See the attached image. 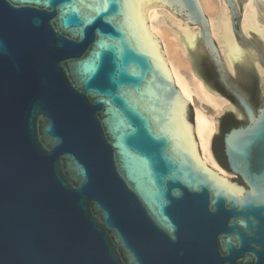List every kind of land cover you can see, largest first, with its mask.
Masks as SVG:
<instances>
[{
  "label": "water",
  "instance_id": "water-1",
  "mask_svg": "<svg viewBox=\"0 0 264 264\" xmlns=\"http://www.w3.org/2000/svg\"><path fill=\"white\" fill-rule=\"evenodd\" d=\"M226 1L234 73L199 0H0V264H264V40ZM152 5L201 27L185 50L237 101L213 134L225 167L222 118L245 120L223 136L235 178L200 162Z\"/></svg>",
  "mask_w": 264,
  "mask_h": 264
},
{
  "label": "bare ground",
  "instance_id": "bare-ground-1",
  "mask_svg": "<svg viewBox=\"0 0 264 264\" xmlns=\"http://www.w3.org/2000/svg\"><path fill=\"white\" fill-rule=\"evenodd\" d=\"M199 1L208 18L212 37L219 48L224 65L230 73H234L235 70L228 60V52H236L237 40L228 3L226 0ZM241 22L244 37H250L247 30L249 29L259 31L264 40V0H247L246 8L241 10ZM196 33L201 34L199 25H187L185 19L166 6L152 5L150 35L158 37L159 47L165 54L167 69L179 85L181 94L194 104L200 162L220 173L221 178H227L231 177V173L215 162L211 144L213 134L218 129L219 115L227 106L234 109L235 106L206 84L192 64L183 40L186 38L189 45L196 43ZM256 66L264 76V68Z\"/></svg>",
  "mask_w": 264,
  "mask_h": 264
},
{
  "label": "flooded vegetation",
  "instance_id": "flooded-vegetation-1",
  "mask_svg": "<svg viewBox=\"0 0 264 264\" xmlns=\"http://www.w3.org/2000/svg\"><path fill=\"white\" fill-rule=\"evenodd\" d=\"M209 62H210V67L212 68L213 73H214V83L209 82V80H208V79H207V78L201 73L202 76L208 81V83H210V84H212L214 87H216V88H217L220 92H222V94H224L228 99H230V100L234 101L235 103H237L236 99H235L231 94L228 93V91L226 90L225 86H224V85L222 84V82L220 81V79H219V77H218V74H217V72H216V70H215V67H214V65L212 64V62H211L210 60H209ZM245 78H246L245 80H246L247 82H249V83H253L256 92H259L258 83H257V80H256L255 76H254V75H250V76H245ZM250 99H251V96H250ZM251 101H252V99H251ZM253 103H254V102H253ZM254 104H255V103H254ZM228 116H231V122H230V124H229L228 126H224V120H225V118L228 117ZM244 122H245V120L238 119L234 113H232V112H228V113H226V116L222 118V121H221V124H220V126H221V133L217 135V137H216L217 141H222V142H223V136H224V133H225L226 131H228V130H230L232 127H234V126H238V125H240V124H242V123H244ZM217 141L215 142L216 145H217ZM223 145H224V143H223ZM217 155H218V154H217ZM218 157H219V156H218ZM218 159H219L220 163H221L223 166L226 165V164L223 163V161H222L220 158H218ZM226 163H227V160H226Z\"/></svg>",
  "mask_w": 264,
  "mask_h": 264
},
{
  "label": "trees",
  "instance_id": "trees-1",
  "mask_svg": "<svg viewBox=\"0 0 264 264\" xmlns=\"http://www.w3.org/2000/svg\"><path fill=\"white\" fill-rule=\"evenodd\" d=\"M216 149H217L216 151L218 153L219 158L223 161L224 164H226L225 167H228L226 163V155L224 152V145L222 141H217Z\"/></svg>",
  "mask_w": 264,
  "mask_h": 264
},
{
  "label": "rangeland",
  "instance_id": "rangeland-1",
  "mask_svg": "<svg viewBox=\"0 0 264 264\" xmlns=\"http://www.w3.org/2000/svg\"><path fill=\"white\" fill-rule=\"evenodd\" d=\"M240 9L243 10V8H240ZM241 10H240V12H241ZM192 105H193V108H194V104H193V103H192ZM217 127H218V121H217ZM215 134H216V132H215ZM211 149H212V152H213V154H214V156H215L213 139H212ZM214 158H215V157H214ZM223 168H225V167H223ZM225 170H227V169L225 168ZM229 172H230V171H229ZM230 173H231V172H230ZM230 176H231V178H235V177H236L234 174L232 175V173L230 174Z\"/></svg>",
  "mask_w": 264,
  "mask_h": 264
}]
</instances>
